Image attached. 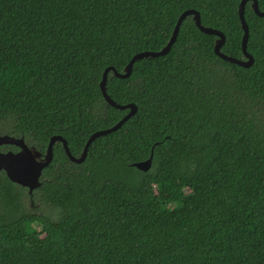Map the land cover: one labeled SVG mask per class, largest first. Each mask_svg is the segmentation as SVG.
<instances>
[{"label": "trees", "instance_id": "trees-1", "mask_svg": "<svg viewBox=\"0 0 264 264\" xmlns=\"http://www.w3.org/2000/svg\"><path fill=\"white\" fill-rule=\"evenodd\" d=\"M241 1L0 0V136L80 157L129 113L108 67L162 50L190 9L243 59ZM245 18L250 68L188 17L167 55L109 73L138 111L82 164L55 144L33 197L0 174V264H264V18Z\"/></svg>", "mask_w": 264, "mask_h": 264}, {"label": "water", "instance_id": "water-1", "mask_svg": "<svg viewBox=\"0 0 264 264\" xmlns=\"http://www.w3.org/2000/svg\"><path fill=\"white\" fill-rule=\"evenodd\" d=\"M248 4H250L251 9L255 12L256 15L264 18V11L260 10L258 0H242L241 3L239 4V18L241 22V28L243 31V37H242L243 59H237L223 53L222 47L226 42V36L224 35V33L220 30L204 26L201 23V15L198 11L193 9L186 10L179 17L170 40L162 50L156 52L145 51L136 54L128 63V65L123 69L122 72H118L114 67H108L104 71L103 78L100 83V88L105 101L112 107L123 111L128 110L129 113L112 128L94 133L88 140L80 157H75L71 154L67 140L61 136L52 137L46 153L43 154L42 152L38 151L35 147H30L25 142L24 138H16L9 135H3L0 136V146L3 145L15 146L19 149V151L17 152L9 151L6 153L0 152V172L4 171L8 179L14 184L28 189V194L31 197H33L34 191L40 188L42 185L41 180L44 169L47 168L53 161L54 158L53 149L55 144L61 143L63 145V149L72 163L82 164L87 157L88 149L90 145L93 143V141H95L100 137L106 136L110 133L117 131L124 125L125 122H127L138 111L136 105L134 104L119 105L110 97V95L107 92V80L109 73L112 72L116 78L127 79L131 76L134 64L136 62L143 59L157 58L167 55L171 51L173 45L177 40L183 21L186 20L188 17L192 18L195 25L200 29L201 32H203L206 35H213L217 37L214 45V53L219 58L229 63L238 65L240 67L250 68L254 64V57L247 50L248 41H249V25L245 18V10ZM153 156L154 155L152 151L151 156L148 160L135 163L133 164V167L145 173L150 171L153 164Z\"/></svg>", "mask_w": 264, "mask_h": 264}, {"label": "flooded vegetation", "instance_id": "flooded-vegetation-1", "mask_svg": "<svg viewBox=\"0 0 264 264\" xmlns=\"http://www.w3.org/2000/svg\"><path fill=\"white\" fill-rule=\"evenodd\" d=\"M9 151L17 152V151H19V149L17 147H15V146H10V145L0 146V152L6 153V152H9ZM2 173H5V172L1 171L0 174H2Z\"/></svg>", "mask_w": 264, "mask_h": 264}, {"label": "rangeland", "instance_id": "rangeland-1", "mask_svg": "<svg viewBox=\"0 0 264 264\" xmlns=\"http://www.w3.org/2000/svg\"><path fill=\"white\" fill-rule=\"evenodd\" d=\"M32 208H33V211H35V212H41V213L43 212V213H46V214L47 213L50 214V211H49L50 209L44 208V207H43V209H41L39 204H36V206H33Z\"/></svg>", "mask_w": 264, "mask_h": 264}]
</instances>
